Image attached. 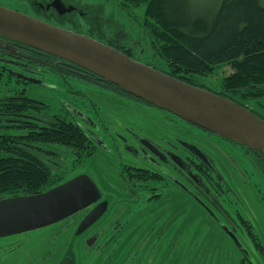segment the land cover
<instances>
[{
    "label": "rangeland",
    "instance_id": "1",
    "mask_svg": "<svg viewBox=\"0 0 264 264\" xmlns=\"http://www.w3.org/2000/svg\"><path fill=\"white\" fill-rule=\"evenodd\" d=\"M78 1L83 6L103 7L104 18L108 20V27H105L102 36L104 42L117 40L118 44L134 48L136 59L168 69L167 63L159 59L150 43L144 42L143 8L124 9L121 0ZM193 1L197 7L206 10L221 0ZM30 2L0 0V4L6 7L34 13ZM91 28L89 24L81 23L78 32L90 35L93 31ZM138 39L141 43L136 45ZM232 72L229 63L221 64L207 77H202L200 82L219 91L223 78ZM39 76L46 84L17 83L15 76L9 82L6 72L0 84V97L9 94L10 90L25 87L27 96L48 105L50 115L66 117L84 126L67 109L69 103L79 105L77 101L72 102L71 99L77 94L70 90L80 89L90 94L89 98L97 104L103 105V108H99V114L93 113L94 121L105 132L112 131L121 147L131 142L129 137L133 131L142 137L157 132L159 137L161 135L171 141L183 138L194 142L210 160L211 166H207L209 172L203 174L210 177V187L227 213L207 211L191 198L185 204V195L175 193V190L156 205L144 203L134 193V188L139 187V179L146 177L133 174L139 182L136 185L122 180L124 168L118 150L113 147L116 144H112L113 140L109 143L106 141V147L110 143L113 147L107 155L105 152H95L91 158L81 161L67 157V149L61 147L63 154L60 157L63 161L57 174V184L92 169V176L99 188L111 197L112 204L100 221V228L104 229L101 238L92 248L87 247L75 234L78 217H69L45 228L0 238V264H58L68 253L74 257L76 264H146L150 257L154 259V264H238L244 257L254 264H264V176L255 163L253 151L248 153L245 151L249 150L247 147L234 145L189 122L171 124L164 116H159L158 110L153 107L128 97L123 100L111 92L87 86L88 83L78 76L69 79V88L66 79L51 69ZM251 106L264 117V99L253 101ZM101 117L106 121H102ZM16 132L14 127H0V133ZM136 162L148 165L144 160ZM155 184L158 183L152 185ZM132 191V194L129 193ZM142 191L150 193L149 187ZM243 221L250 223L257 240Z\"/></svg>",
    "mask_w": 264,
    "mask_h": 264
},
{
    "label": "trees",
    "instance_id": "2",
    "mask_svg": "<svg viewBox=\"0 0 264 264\" xmlns=\"http://www.w3.org/2000/svg\"><path fill=\"white\" fill-rule=\"evenodd\" d=\"M120 4L124 9L143 8L144 42L150 43L159 59L167 63L168 69L147 64L188 83L208 88L200 82L202 76H208L217 66L229 63L233 72L223 78L219 91H211L264 118L251 106L253 101L264 99V0H221L206 10L197 7L193 0H121ZM1 39L9 40L0 35ZM10 41L19 52L0 45V84L6 72L9 82L13 76L17 83L40 82L27 78L39 79L28 68H49V63L67 61L21 42ZM117 42L113 40L108 44L136 59L134 48ZM140 43L138 39L136 45ZM50 69L61 76L57 67ZM103 80L109 89L155 106ZM10 91L0 97V127H14L17 132L0 133V199L36 194L56 186L59 171L55 160L61 159L63 148L67 149V157L78 161L91 158L97 151L84 126L66 117L50 115L48 105L27 96L25 87ZM248 149L255 153V163L264 173V152ZM127 180L135 185L138 182L134 175ZM144 180L146 178L139 179L140 183ZM243 222L257 240L250 223ZM257 245L263 249L258 241ZM238 264L254 263L244 257Z\"/></svg>",
    "mask_w": 264,
    "mask_h": 264
},
{
    "label": "water",
    "instance_id": "3",
    "mask_svg": "<svg viewBox=\"0 0 264 264\" xmlns=\"http://www.w3.org/2000/svg\"><path fill=\"white\" fill-rule=\"evenodd\" d=\"M52 6L62 15L72 10L61 0H55ZM0 35L67 60L191 124L264 152V119L258 114L210 89L134 59L99 39L1 4ZM3 46L16 52L8 41ZM100 198L101 191L88 174L77 175L40 193L2 198L0 238L51 226ZM107 208V200L97 204L80 222L76 234L96 223ZM58 264L76 263L68 253Z\"/></svg>",
    "mask_w": 264,
    "mask_h": 264
},
{
    "label": "flooded vegetation",
    "instance_id": "4",
    "mask_svg": "<svg viewBox=\"0 0 264 264\" xmlns=\"http://www.w3.org/2000/svg\"><path fill=\"white\" fill-rule=\"evenodd\" d=\"M54 1L55 0H31L30 3L32 4L34 13L28 14L40 18L46 22L67 29H72L74 31L79 30L78 27L81 23H86L90 25V28L92 27L91 29L93 31H91V34H93L95 37H102L105 34L104 30L106 29L105 27H108V20L104 18L105 16L103 15V7L83 6L82 2L78 0H61L67 6H72V10L70 12L62 15L56 7L52 6ZM117 39H119V37H117ZM6 41L11 44L10 40L1 39L0 45L3 46V43ZM16 51L18 50L16 49ZM47 65L50 67H57V71L61 73V76L67 77L66 84L68 87L69 84H71L69 79L73 78L74 76H78L88 83L87 86H94L95 88H99L102 91L108 93L111 92V94H114L115 96H118V98L124 100L125 96L109 89L102 78L74 65L73 63L59 60L54 64L49 63ZM50 67L44 68L43 66H34L28 68V70L32 73H35V75H32L40 79L39 83L46 84L39 75L46 70L49 71ZM202 77L205 78L207 76ZM71 91H75L77 93V96H75L74 99H71L72 102L77 101V104L79 105L69 103L67 107L68 113L73 114L76 120L78 119V121L84 124V128L90 136L92 145L97 147L96 152H105L107 155V152L110 150V148L112 149L115 147L116 150H118L121 157L120 159L122 161L120 162L124 168L121 174L123 181L129 179L128 175L133 174L144 175L147 178L145 181L139 184V187L134 190V193H136L144 203L156 205V203H159L165 195L174 193L173 191L175 190V193H181L185 195V198H183L185 199L184 201H186L185 204H187L189 202V198H191L194 201H197V203H199L207 211L215 212V210H218L223 213H227L225 207L216 196L214 190L212 187H210V177L208 178L203 174L205 171L209 172L207 168L211 166V163L210 160L206 158L199 145L197 146V144L194 142H188L183 138H174L175 140L171 141L170 139L163 138L161 135L159 137L157 132L150 133L152 136H137V132L133 131L129 137L131 142L128 143L127 146L125 145L124 147H121V145L117 143L118 140L115 139L112 131L105 132V129L103 130V128L96 124V121H94L93 113H96V115L99 114V108H103V105L97 104L95 100L89 98L90 94H88L86 91L80 89H71ZM151 107H153L154 110H158L159 116H164V118L171 124L186 122L169 111L155 106ZM101 120L104 122L106 121V119L102 117ZM106 129H108L107 126ZM111 140H113L112 144H116H114L112 147L110 143L106 147V141L109 143L108 141ZM123 151L127 154H125ZM245 151L249 153L250 150ZM202 156L204 158H202ZM110 157L112 156L110 155ZM110 160L115 161L113 158H110ZM138 160H144L148 163V165L145 163L136 162ZM61 161H63V159L55 160L57 167L56 169H58V171L61 169ZM80 174H88L99 188L96 179L92 176V169L82 171L78 175ZM261 175L264 176L263 170ZM153 183L158 184L152 185ZM211 183L215 185L214 182ZM145 187H149V194H147L145 191H142V189ZM99 189L101 191V198L97 202L70 216H76L79 219L74 227L76 234L80 222L87 215V213L100 202L105 200L108 201V208L104 215L82 234H76L79 239H82L89 248H92L94 245H96L98 240L101 238L104 229L100 228V221L107 214L112 204L111 197L106 195L101 188ZM129 193L132 194L133 191ZM6 244L7 243H5V246ZM153 260L154 259L150 257L146 264H154Z\"/></svg>",
    "mask_w": 264,
    "mask_h": 264
}]
</instances>
